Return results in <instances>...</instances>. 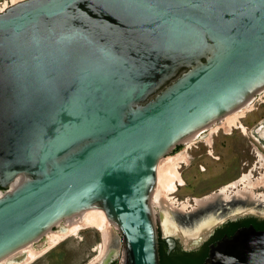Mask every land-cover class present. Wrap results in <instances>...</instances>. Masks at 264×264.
I'll return each mask as SVG.
<instances>
[{"label": "water", "instance_id": "95a60500", "mask_svg": "<svg viewBox=\"0 0 264 264\" xmlns=\"http://www.w3.org/2000/svg\"><path fill=\"white\" fill-rule=\"evenodd\" d=\"M262 90L264 0H22L1 11L0 261L97 209L121 238L120 264H160V161ZM225 207H197L164 234L168 251L176 240L195 251L242 216ZM203 264H264V231L210 244Z\"/></svg>", "mask_w": 264, "mask_h": 264}, {"label": "rangeland", "instance_id": "374dc122", "mask_svg": "<svg viewBox=\"0 0 264 264\" xmlns=\"http://www.w3.org/2000/svg\"><path fill=\"white\" fill-rule=\"evenodd\" d=\"M7 1L12 2V0ZM249 104L251 108L245 109L238 115L240 122L245 127H249L246 134H243L239 129H235L232 126L228 127L230 118L234 117L231 114L225 116L221 121H218V123L213 124L209 128L200 131L198 133L199 137L197 136L194 141L181 144V149L176 151L177 153H175V149L177 148L178 150L179 146L163 158L164 160L159 164L157 170L162 179L166 174L170 160H174L175 157L177 158L187 153L185 161L179 168L180 176L185 184L177 186L176 192L169 196L166 193L162 194V208L160 207L159 200L155 199L158 191V185H156L152 197V208L158 236L166 235L167 232L172 230L174 225L179 228L188 225V218L195 211L192 208L195 207L194 199L210 196L229 183L238 181L241 176L250 174L252 168H256L257 159L251 154V145L255 143L253 140V136H256L254 127L264 118V92L256 95ZM219 128L221 129L219 130ZM218 130L219 132L217 133ZM209 132L211 136H209ZM202 138L203 141H200ZM209 138L210 141L211 139L214 140L215 146H217L215 157H221V160L218 162H213L211 157L206 155L208 147L205 146V142ZM246 162H248L247 166L244 165ZM262 175H264V170L256 169L253 172V180L259 179ZM258 186H261V184L253 186L256 189L255 191L264 194V186L262 185L263 187L257 189ZM242 187V185H239V189ZM159 189L163 191L162 184L159 185ZM232 195L236 194L232 193ZM185 201H187V206L182 209L181 203ZM249 210L258 211L254 208H249ZM259 212L264 213L263 211ZM63 222L56 225L50 234L61 231L65 226ZM107 229L108 235L105 238L96 228H85L78 235H75V237L70 236V238H66V240L50 248L29 264H111L113 262L120 264L122 260L121 238L117 229L111 223H109ZM48 242L47 236L42 237L40 239L41 247H48ZM32 249L37 250L33 246ZM13 262L14 260L10 263Z\"/></svg>", "mask_w": 264, "mask_h": 264}, {"label": "bare ground", "instance_id": "6f19581e", "mask_svg": "<svg viewBox=\"0 0 264 264\" xmlns=\"http://www.w3.org/2000/svg\"><path fill=\"white\" fill-rule=\"evenodd\" d=\"M19 1H21V0H12V4L18 3ZM249 103H250V101L245 103L240 109L231 113L234 117L232 119L230 118V124L228 125V127L232 126L233 128L242 129V131H244V132L246 131L244 126L240 122L238 115L240 112L242 113L245 109H248L250 107ZM231 114H229V115H231ZM242 115H240V116L242 117ZM210 126H212V124ZM210 126H208L207 128H209ZM226 129H227V127H226ZM227 130H229V129H227ZM197 136H198V133L190 136L189 138H187L183 142L190 143V142L194 141L197 138ZM209 136H211V133ZM207 142L210 143V138L207 139ZM186 154L181 155L180 157H177V158L175 157L174 160H170V162L168 163V166H167L168 169L166 168L167 170H166V174L164 176L165 178L163 177V179H162L159 172L157 171L158 191L155 195L156 196L155 199L159 200V204H160L161 208H162V205H161L162 204V200H161L162 194L166 193V195L169 196L170 194L176 192L178 185H180V186L184 185V180L180 176L179 168H180L181 164L185 161V158L187 156ZM163 160L164 159H162L160 161V163L163 162ZM260 162H261L260 165L264 166V156H262V155H260ZM161 184L163 185V191H161L159 189V185H161ZM259 184H261V186L262 185L264 186V175H262L259 179H256V180H253L250 174L243 175V176H241V178L238 181L229 183L228 185L219 189L218 192H215L214 194H212L210 196H207L205 198L202 197L201 199H194L195 207H192V208L196 209L199 206H203L207 202H215L219 199L229 200L232 196V193H235L237 196H241V197L242 196L243 197L249 196V197L253 198L254 197V194H253L254 193L253 192L254 187L253 186L259 185ZM239 185H242L243 187L241 189H239ZM262 197L264 198V194L262 195ZM155 203H156V201H155ZM176 203H177V200H176ZM186 203H187V201L181 203L182 209L187 206ZM63 224H65L64 228L61 231H59L58 233H51L50 234L51 231H48L45 235H43V237L47 236V238L49 239L48 247L44 246V247L38 248L40 250H38V249L33 250L32 249L33 244L26 245L25 247L21 248L17 252H15V253L9 255L8 257L2 259L0 261V264H29V263L33 262L34 260H36L42 254H44L49 248L55 247L56 245L60 244L62 241L66 240V238H68V237L70 238V236L75 237V235H78L79 232L85 228H89V227L96 228L98 231H100L103 234V236L105 238L108 235V229L107 228L109 226V221L107 220L104 212L101 210H97V209L88 210V211H85V212L79 214L78 216L72 217L70 219H66L63 222ZM166 226H168V225H166ZM169 233L174 234V232H172V230L169 231ZM181 237H182V235H181ZM105 241H106V239H105ZM182 241L187 243L188 238L182 237ZM12 260H14V262L10 263Z\"/></svg>", "mask_w": 264, "mask_h": 264}, {"label": "flooded vegetation", "instance_id": "af4514ba", "mask_svg": "<svg viewBox=\"0 0 264 264\" xmlns=\"http://www.w3.org/2000/svg\"><path fill=\"white\" fill-rule=\"evenodd\" d=\"M262 92H264V90H262L261 92H259L256 95H259ZM217 122H215V123H217ZM215 123H213V124H215ZM244 128L246 130L245 132L242 131V129H239V128H235V129H239L243 134H246L247 130H249V127H245L244 126ZM220 129L221 128H219V130ZM219 130L217 131V133L219 132ZM254 133H255L256 136L255 137L253 136V140H254L255 143L253 145H251V154L254 155V157H255V159H257V161H256V168H252L250 170V175H251L252 179H253V172L256 169L264 170V166L260 165L261 164L260 155L264 156V118L261 119L256 124V126L254 127ZM201 140L203 141V138L200 139V141ZM183 143H185V142H182V143H180L179 145L176 146V147L179 146L178 150H177L176 147H175L176 149L174 148L175 149V153H177L176 151H179V149H181L180 145L183 144ZM205 146L208 147V150L206 151V155L208 157H211L213 162H218V161L221 160V157H219V156L215 157V150H217V146H215V141L214 140L211 139L210 143L205 142ZM244 165L247 166L248 162L244 163ZM261 187H263V186H258L257 189L258 188L260 189ZM255 190L256 189L254 187V189H253L254 197L253 198L249 197V196L248 197H243V196L241 197V196H237V195H232L229 200L222 201V200L219 199V200L215 201L216 205H218L219 203H223V205L224 204L226 205V207H225L226 208L225 215L232 216L234 214L235 215L241 214L242 216L239 217L238 219H236L235 221L228 220V221L222 223V225L220 227H217L215 229V231L213 232V234L211 235L209 240L215 236L217 230H219V229L221 230L220 238H219V240H220V239H222L224 237H230V236H228L230 232H234L235 233L237 230H239L241 228H246V227L255 228V224H257V225L264 224V213L259 212V211H263L264 212V205H263L264 198L262 197L263 193H258ZM4 191L5 190L0 188V193L4 192ZM249 208H254V209H257L258 211L255 212L253 210H249ZM229 223H235L237 226L236 227L227 226ZM242 223H244V224H242ZM238 224H241V225H238ZM258 231H264V229H261V230H258ZM161 238L166 240L165 239V235H163V236L161 235ZM211 244H213V243H211ZM32 246L37 248V249L41 248L40 240L38 242L33 243ZM209 246H210V244H209ZM175 247H178L180 250L183 251V248L179 244L178 240H176V246Z\"/></svg>", "mask_w": 264, "mask_h": 264}, {"label": "trees", "instance_id": "16d2710c", "mask_svg": "<svg viewBox=\"0 0 264 264\" xmlns=\"http://www.w3.org/2000/svg\"><path fill=\"white\" fill-rule=\"evenodd\" d=\"M244 224V223H242ZM241 225V224H238ZM227 226L237 225L235 223H229ZM256 230L264 229V224L257 225L255 224ZM221 230H217L215 236L209 241L204 243L199 249L195 251H182L178 247H175L173 250L168 251V246L164 239L161 236H158V254H159V263L160 264H203L209 250V244L218 241L220 238ZM234 232H230L228 236H232ZM111 264H116L113 262Z\"/></svg>", "mask_w": 264, "mask_h": 264}, {"label": "built area", "instance_id": "2783aa9c", "mask_svg": "<svg viewBox=\"0 0 264 264\" xmlns=\"http://www.w3.org/2000/svg\"><path fill=\"white\" fill-rule=\"evenodd\" d=\"M1 1H3V2H1ZM8 2H10V3H8ZM11 5H13L11 1L0 0V12L6 10ZM178 186H180V185H178Z\"/></svg>", "mask_w": 264, "mask_h": 264}, {"label": "crops", "instance_id": "0c3cea01", "mask_svg": "<svg viewBox=\"0 0 264 264\" xmlns=\"http://www.w3.org/2000/svg\"><path fill=\"white\" fill-rule=\"evenodd\" d=\"M57 246V245H56ZM51 248H53V247H51Z\"/></svg>", "mask_w": 264, "mask_h": 264}]
</instances>
